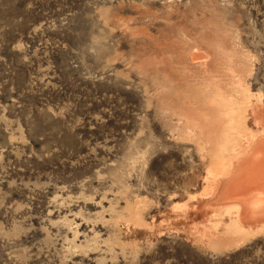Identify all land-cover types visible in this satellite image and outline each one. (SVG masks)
Returning <instances> with one entry per match:
<instances>
[{"label":"rangeland","instance_id":"1","mask_svg":"<svg viewBox=\"0 0 264 264\" xmlns=\"http://www.w3.org/2000/svg\"><path fill=\"white\" fill-rule=\"evenodd\" d=\"M209 71L245 146L264 0H0V264H264L252 198L238 223L215 146L178 119L188 89L206 115Z\"/></svg>","mask_w":264,"mask_h":264},{"label":"bare ground","instance_id":"2","mask_svg":"<svg viewBox=\"0 0 264 264\" xmlns=\"http://www.w3.org/2000/svg\"><path fill=\"white\" fill-rule=\"evenodd\" d=\"M205 56L206 55H204V53L200 51L197 54L196 52L191 54L192 60L205 59L206 58ZM206 65L207 63L203 65L202 62V66H206ZM206 78H207L206 87L209 89L208 91L209 93L207 92L206 93L209 94L210 97L207 100V102H204L206 104V115L204 116L203 113L202 116L201 109L194 108V104L192 100L196 99V96L193 95V97L195 98L192 97V100H190L189 97L191 98L193 90L191 91V89H188L183 91L181 94H179L180 96H182V99L185 98L182 102L185 105L183 106V109L179 110V112L181 113H179L180 117L178 119L181 120L180 122L183 123V126L189 132L197 133L196 136L198 138L199 136H201L199 140H202L203 137H205V139L206 137H208L209 139L207 138V140L210 141V143L213 144V146H215L216 149L213 157L215 158V162L217 161L216 163L217 169L215 170V175L213 176V178L208 180H211L210 182H212V184H216L215 181L217 182H220L221 180L225 181L224 182L225 184L224 183H221V185L216 184L215 188L214 187L213 188L220 196L221 201L219 200L218 195H217L218 198L217 200L220 201L221 203H223L222 200H228V199L234 201V203L231 205L232 207L229 208V211L227 213L229 215L232 214L235 215L236 220L238 219V223L242 222L245 213L244 207L246 208L245 204L246 203L251 204L249 200H251L252 198V201L254 203L253 206L255 207V209L251 211L255 213L254 215H252L253 219H258V220L264 219V115L261 114L259 115L255 107H252V111L255 117V123L258 124L260 128L263 129V134L262 135H258L257 133L253 134L254 132L253 133L251 132L249 134L246 133L248 137L246 139L247 143L244 144L245 146L243 145L241 146L238 144L235 146V148L233 147L234 149L230 150L228 148L230 147L229 142L231 143V136H233V134L231 135L230 133L239 132L242 134V132L245 131L247 132L248 119L245 115V112L240 108H238L239 106L235 104L234 98H233L234 101L232 100V98L229 99L221 91L222 89L219 88L221 87L219 86V84L221 83L222 79L219 80L218 77L214 73H212V71L207 72ZM234 88L235 87H233V89ZM223 90H225V88ZM206 93L205 96L207 95ZM197 99H198L197 101H199L200 98ZM258 125L257 127H259ZM214 130H219L222 133L221 136L220 137L219 135H217L218 137L212 136L211 132H213ZM192 135L195 136V134ZM234 135H236V133H234ZM238 136H240V134ZM232 143L235 144L234 141H232ZM211 144L210 146L212 147ZM227 154L230 155L228 156ZM219 203L217 204L219 205ZM229 206L230 205H228V207ZM247 213L249 214L248 217H250L251 213L248 211ZM261 231H263L262 228Z\"/></svg>","mask_w":264,"mask_h":264}]
</instances>
